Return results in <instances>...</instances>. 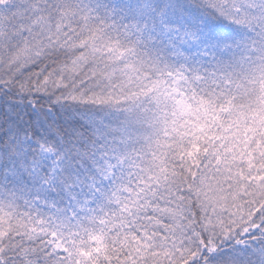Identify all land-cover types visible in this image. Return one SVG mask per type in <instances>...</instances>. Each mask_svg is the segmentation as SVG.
<instances>
[{
  "label": "snow or ice",
  "instance_id": "snow-or-ice-1",
  "mask_svg": "<svg viewBox=\"0 0 264 264\" xmlns=\"http://www.w3.org/2000/svg\"><path fill=\"white\" fill-rule=\"evenodd\" d=\"M0 264H264V0H0Z\"/></svg>",
  "mask_w": 264,
  "mask_h": 264
}]
</instances>
